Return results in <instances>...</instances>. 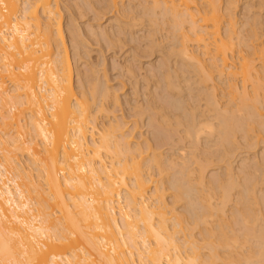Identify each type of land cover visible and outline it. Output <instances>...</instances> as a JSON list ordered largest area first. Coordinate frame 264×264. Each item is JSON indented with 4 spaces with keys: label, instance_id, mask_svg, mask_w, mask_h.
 I'll return each mask as SVG.
<instances>
[{
    "label": "bare ground",
    "instance_id": "6f19581e",
    "mask_svg": "<svg viewBox=\"0 0 264 264\" xmlns=\"http://www.w3.org/2000/svg\"><path fill=\"white\" fill-rule=\"evenodd\" d=\"M32 1L33 4L30 0H0V108L4 109L9 105L7 111L4 109L6 114H0V264H214L216 260L215 263L222 261V264H264V207L257 200L258 196L255 199L256 192L253 194L257 180L254 183L245 182V185L239 182L240 190L235 194L236 199L233 197L236 214L233 211L231 218L226 222V219H221V209L222 205L230 200L228 198L233 191L231 189L239 187L235 185L236 179L234 181L231 175V180L225 181L216 176L217 180H207L209 186L207 189L203 186L205 189L202 187L201 190L197 186L203 182L201 167L205 166L201 164L200 168H196L199 169V175L193 176V171L188 169L191 166L187 164L188 168L184 169L185 163L181 162L184 167L180 166V171H177L180 173L179 177L171 186L169 184L173 199L171 203L183 201L188 210L175 213L173 207H168L169 204L163 201L164 190L161 191L159 186L153 184L152 178L143 173L142 168L149 165L157 167L156 170L159 169L165 174L167 170L165 167H162L164 170L161 168L160 156L152 151L153 155L144 158L143 152H138L139 143L137 142L138 147L136 144L132 145L129 135L124 132V124L118 120L97 128L95 113H100L105 105L98 102L96 109L91 108L98 98L95 92L97 90L94 91L92 87L91 93L87 92L90 99L86 92L81 91L80 97L76 95L72 86V66L62 41L60 24L54 22L57 19H54L56 12L52 0ZM148 1L150 7H144V15L137 13V16H126L122 2L108 0L115 10L120 4L117 13L129 18L127 22L132 27L138 22L136 20H142L143 17L146 18L147 28L155 26L157 17H168L172 30L168 35L171 34L174 47L170 46L172 52L169 51L171 54L175 52V58L177 57L170 58L173 62L177 60L185 63L184 65L196 67L199 81L202 82L198 81L199 84L210 88L205 90L210 91L208 94L203 92L204 88L201 90L205 93L204 96L207 94V105L204 103L206 106L208 103L218 105V100L215 101L217 87L214 81L226 83L228 93L240 101L245 117L239 118L234 124L227 116L229 110L224 111L219 105V108L214 106L217 110L213 115H217L216 119H219V138L223 140L227 138L222 137L223 135H232L240 123L246 126V133L255 123L264 126V112L255 107L254 97L252 95L253 99L250 100L248 92V88L252 87L256 95H264V42H257L260 35L257 30L264 28V12H261L264 2L250 4L249 0ZM239 1L246 5V14L242 11L240 15H245L242 17L244 21L241 26L236 27L240 37L234 29L237 20L233 12ZM253 8L255 10H252ZM42 18L46 21H42ZM119 27L124 29V25ZM242 27L244 29L240 30ZM150 31L155 32V28ZM236 44L240 47L236 48ZM184 65L182 64V67ZM127 70L131 71V67ZM168 73L169 71L166 74L169 75ZM184 75H177L181 77L180 82ZM6 80L14 84V89L11 88L13 91L20 90L22 93L16 92L17 94L13 95L12 90L7 91V87H3ZM184 81L182 85L185 84ZM239 82L242 90L238 87ZM167 84V87L176 85L168 80ZM187 87L185 85V88ZM198 94L199 92L197 96ZM106 95L102 93L101 97ZM208 97L212 98L213 103H210ZM173 103L172 107L178 111L185 106L181 105L182 100L180 102L176 98ZM17 106L21 107L18 108L21 112H28L27 122L35 131L37 142L34 138L30 139L31 137H28V141L22 139L20 131L25 125L20 122L19 110L15 113ZM195 106L191 107V112H198ZM157 108L162 110V107ZM203 109L202 112L207 115L212 110ZM189 114L192 116L191 124L186 122L188 128L185 126V136L189 137L193 144H197L202 131L212 132L216 123L213 125L210 122L213 120L210 116L211 120L207 116L210 121L204 118V121H201L202 117L197 121L199 114L197 117L195 113ZM201 114L200 116L203 115ZM164 115L160 114L161 120L168 118V115ZM180 120L183 119L177 121ZM165 123L168 125L170 120ZM215 142L217 143V138ZM230 142L228 143L231 144ZM223 143L224 141L222 145ZM206 148L208 149V146ZM224 149L231 150L227 147ZM19 153H26L27 158L32 159L30 164L36 166L37 175L31 173L29 166H26V169L22 167L23 160L17 158ZM222 153L219 156H223ZM186 162L189 163V160ZM164 165L166 164L163 163ZM261 165L262 163L259 167ZM168 168H172V165ZM160 172L158 174L162 176ZM227 172L223 175H227ZM161 179L160 177L158 182L163 180ZM151 183L154 185L153 190H150ZM215 193L219 196L218 200L221 197V205L211 202L210 198L215 197ZM255 205L258 207L254 208ZM117 214L123 226L119 224ZM170 220L172 222H169ZM210 223L211 227H208ZM186 224L191 228L203 229L198 231L207 240L208 245L202 244L209 248L205 247V255L200 253L204 246L195 242L192 234H189L188 238H182V241L179 240L181 237L176 236L181 230H191ZM235 225L239 233L236 232ZM218 247L222 248L221 252L224 250L222 254L220 249L217 250Z\"/></svg>",
    "mask_w": 264,
    "mask_h": 264
},
{
    "label": "rangeland",
    "instance_id": "374dc122",
    "mask_svg": "<svg viewBox=\"0 0 264 264\" xmlns=\"http://www.w3.org/2000/svg\"><path fill=\"white\" fill-rule=\"evenodd\" d=\"M21 1H23V0H21ZM30 1H31V4H33L34 1H32V0H30ZM116 1H118V3L122 2L121 6L123 8H125L126 16H127V14H130L131 16H133V15L137 16L139 13L143 14L145 12V10H143L144 7H150V5L148 4V2H150V1H148V0H142V2H140V0H116ZM143 1H144V3H143ZM52 2L54 5V12H56V14H55L56 16L54 17V19L55 18L57 19V21H54L53 19H52V21H54L55 24H57V23L60 24L59 28L61 30V35H62V39H63L62 41L64 42V47L66 48V53H67V56L70 58V59L69 58L68 59L70 60L69 62H70V65L72 66V67L70 66L72 73H73L72 74V77H73L72 78V86L76 92V95L80 97L81 91L86 92V93L89 91V93H91L92 88H94V91L97 90L99 93L97 91H95L97 93V96H96V93H95V96L98 97L99 99L97 98L96 101L94 102V104H92V102L90 101L92 104L91 108L93 110L96 109V107L99 105L98 102L99 103L103 102V104L105 105V107L103 108V110L100 113H95L94 119L96 121L97 128L99 129L102 126L104 127L106 124L108 126L109 122H113L115 120H118V122H122L124 124V127H125L124 132L127 135H129L132 145L136 144L135 145L136 147H138V145H139L140 148L139 147L137 148L138 152L139 151L141 153L143 152L142 156H144V158L145 157L149 158L148 155H150V156L153 155L152 151L155 152V153L153 152L154 154L160 156L159 160H160V163H162L161 164L162 166L161 165L160 166H161V168L165 167L164 169L167 170V172L165 171V174L163 172L161 173L159 171V169L156 170L157 167L155 168L154 166L150 167L149 165L148 166L146 165L142 169H143V173L145 175H148V176H150V178H152V180L154 181L153 184L155 186H157V187L159 186L161 191L164 190L163 192H165V193H164L163 201L165 200L164 202L169 204L168 207H170V208L173 207L175 213H178V214L183 213V212L188 210V206L185 205L186 207H184L183 201H180V202L178 201L176 203L174 202L173 204L171 203L173 201L172 196L170 194L172 192V190L169 189L171 186V183H173V181H175L176 178L179 177L180 173L178 174L177 171L178 170L180 171V169H181L180 166H182V168L184 167L183 163H185L184 165L186 166L184 169L188 168L187 164H189L188 165L189 167L191 166L188 169L189 170L191 169L193 171V172L191 171L193 176L199 175V172H198L199 169H196V168H200L201 164H203L205 166V167H201V169L203 168V170L201 171V173H202L201 176L203 175L202 176L203 182L201 183V185L199 183L200 186L196 185L198 188H201V190H202L203 186L205 188L208 187L209 186V185L207 186V183H209L208 181H211V179H212V181H214V178H215V180H217L220 177V179H222V180L224 179L225 181H227V180L229 181V180H231L229 177L232 178V176H233L232 179L234 181L236 179V182H238V184H236V182H235V185L236 186L239 185V187L237 186V187L231 189V191L233 190L232 192H230V194H231L230 197H232V198H230V197L228 198L231 201L227 200L226 201L227 203H225V204L223 203L224 205H222L223 207L221 209L222 214L220 216H223L221 219H226V222H228L227 220H229L231 218V214L233 213V211L236 214V211H235V199H236V197L235 196H237V195H235V194H238L237 191L239 192V190H240V183L245 185L246 184L245 182H247V183L253 182L254 183L257 180L258 182L256 181L254 184L253 194H254V192H256L255 193L256 195L254 194L255 199L257 198V196H258V198L260 197L259 199L257 198V200L259 202H261V206L264 207V202H262V201H264V180H262V179H264V176L261 175V174H264V172H262L264 170H262V169H261L262 171L260 170V168H264V161H261V160H264V126H260V125L255 123V124H253V127L250 129V131L248 133H246V131H245L246 126L244 125V123H240L239 127H237L235 132L233 133L234 135L232 134L233 136L231 134H227V135L225 134L222 137H227L226 139L224 138L222 140L221 138H219L220 137V135L218 134L219 133L218 132L219 127H217V125H218L217 120H219V119L218 118L216 119V117H218L217 115H213L216 113V110H217L215 107L216 106L218 107V105H219L221 110L222 109L224 111L229 110L227 112V116L229 118H231L232 123H234V124H236L238 122L237 120L239 118L245 117V116H243L245 111L242 109V107L240 105V101L236 98H232V96L228 93L226 83L224 81L221 82L219 80L214 81L216 84V87H217L216 88L217 97H215L216 98L215 101L218 100L217 101L218 105L215 106V104L210 105L208 103L209 107L206 106L207 104L205 101H207V100H205V97L207 98L208 92L210 93V91H209L210 88L209 87L204 88V86H202L203 84L201 85L202 82L199 81L200 76L197 74L196 67L193 65L192 66L184 65L185 63H183L181 61L177 62V60L173 62V60H172L173 58H175L176 55H174L175 52L172 53L174 56L170 53V51H171L170 49H172L174 47H172V42H173L172 36H170L171 34L168 35V33L172 32L171 27H169V25L171 26V22L168 19V17H163V16H159V18L157 17L158 20H156L155 26L152 27V28H155V32H152V31H150V30H152V28L146 27L147 21L145 20L146 18H144V17L142 20H136L138 22H136L135 26H133V27L130 26V23L128 24L129 18L122 17L119 13H117V8L119 7L120 4H118V7H116V10H115V7L112 6L111 3L108 2V0H52ZM256 2L262 3L264 1H262V0L261 1L249 0L250 4H252V3L258 4ZM75 4H77V5H75ZM145 4H147V5L145 6ZM262 4H264V3H262ZM106 5H107V7H106ZM132 5H133V7H132ZM245 6H246L245 4L243 5L239 1V3H237V6L235 7V9L233 10L235 19L237 20L236 23L239 24V25L235 24L234 29H236V27L241 26V22L244 21L243 20L244 18H242V17H244L245 15L244 16L242 15L241 17H240V15L242 14L241 13L242 11H244L243 13L246 14V9H245L246 7ZM109 7L111 9H109ZM127 7H130V8H127ZM141 7H142V10H141ZM77 8H78V10H77ZM131 9H132V11H131ZM252 10H255V9L253 8ZM261 10H262L261 12H264V7H261ZM115 11H116V13H115ZM135 11H136V13H135ZM97 14H99V15H97ZM249 14H247V15L249 16ZM158 15H159V13H158ZM239 17L242 19L240 20ZM160 18H162V19L160 20ZM118 19H119V22H118ZM43 20H44V18H42V21ZM45 21L46 20H44V22ZM113 21H115V22H113ZM140 21H142V22H140ZM118 25L119 26L124 25L125 30L123 28H120ZM243 27L240 30L244 29ZM157 30H158V32H157ZM236 30L238 31V32L236 31V34L238 33V36H239L238 28ZM153 31H154V29H153ZM257 31L260 34L257 42H264V28L258 29ZM151 32L154 33L153 34L154 37L149 35V34H152ZM115 34L117 35L118 39L115 38L116 37ZM77 36H79L78 40H77ZM164 36H166L169 40L166 39V37H164ZM73 37H74V39H73ZM236 37H237V35H236ZM110 39L111 40L113 39V40L111 41ZM151 39H153V41ZM245 39H246V37H245ZM117 40H119V41H117ZM113 41H115L116 43ZM235 41H236V39H235ZM237 46L238 45L236 44V48H237ZM75 47H77V48H75ZM239 47H240V45L238 46V48ZM60 49L62 50L61 46H60ZM163 49L167 52H165ZM175 49H176V47H175ZM243 49H246V48H243ZM167 53L170 55H166ZM170 57L171 58L173 57V58L171 59ZM166 58H168V59H166ZM164 60L165 61L167 60L166 61L167 63H165ZM168 63H169V65H168ZM177 64H179V65H177ZM182 64L184 65L183 67H182ZM129 65L131 67V71L127 70V69H130V67L128 68ZM174 66H175V68H174ZM185 66H187V68ZM169 68H171V69H169ZM177 68H178V71H177ZM183 68H186V69H183ZM172 69H174L175 71L173 70V72H172ZM179 69H180V71H179ZM150 71H151V73H150ZM168 71H169V73H168L169 75L166 74ZM170 71H171V73H170ZM179 72H181V73H179ZM189 72H191L192 74ZM184 73H185V75H184ZM182 74L184 75L183 78L185 79V81H184V79L183 80L181 79V82H182L181 83L180 82L181 77L179 78V76H181ZM177 75H179V76H177ZM155 76H157V78H155ZM167 78H170V80ZM163 79H165V81H163ZM167 80L170 83L172 82V84H173V82H174V84L176 83V85L173 87L170 86L172 89L170 87H167V85H168ZM183 81L185 82L184 85H182ZM189 81H191V82H189ZM198 81L201 83L199 84ZM165 84H166V86H164ZM237 84H238L239 89H241V83L239 82ZM100 85H101V87H100ZM162 85L165 88H163ZM179 85H180V87H179ZM185 85H186V87L187 86L188 87L185 88ZM4 86H6L8 89L5 88ZM182 86H184V87H182ZM248 86H250V84H248ZM3 87L7 91H9V90L14 89V84L12 85V83H10L9 81L6 80V83L3 85ZM199 87H201V89H199ZM87 88H88V90H87ZM188 88H190V90H188ZM191 88H192V90H191ZM202 88H204L203 92H206L205 90L209 89L208 92H206L207 93L206 96H204L205 93H203L201 91ZM249 90L251 91L252 87L248 88V92L250 93V96H251L250 100H252L254 97L253 100H255V105H256L255 107L260 112H264V106H262V105H264V95H262V94H260L262 96L256 95L253 92V90L251 92ZM94 91H93V93H94ZM106 91H107V93H106ZM16 92L20 93L21 91L20 90L19 91H15V90L13 91L12 90L11 94H13V95L17 94ZM198 92L201 96L199 94L197 96ZM89 93H87L86 96L90 99V96H88ZM102 93H103V95L107 94L106 97H104V96L101 97ZM201 93H203V94H201ZM252 95H253V97H252ZM177 96H179V98ZM101 98H103L102 101H101ZM175 98L179 99L180 102L182 100L181 105L186 106V107L181 106L182 107L180 109L181 111L180 110L178 111L175 109V107H172L174 105L173 102H174ZM208 98H210V97H208ZM183 100L186 102H184ZM209 100H211L210 103H213L212 98H210ZM184 103H186V104H184ZM195 105L199 106L200 109L198 107H196ZM200 105L202 107H200ZM212 105H213V107L215 106L214 107L215 109L212 107ZM8 106L9 105H7V107H5V108L3 107V108L6 109V111H7L9 109ZM194 106L198 110V112H195L196 110L193 112L190 111L191 107L194 108ZM157 107L161 108L162 110L158 109ZM203 107H204V109L210 108V110L213 108L215 111L212 113V111H213V109H212L211 113H208V115H207L206 113L202 112ZM18 108L21 109V107L17 106V108H15V110L17 109V111L14 110L15 113H18V110H19ZM183 108H186V109H183ZM4 109L0 108V110H2V111H0V114L3 112L4 113L6 112ZM164 109H166L167 111L165 110L163 112ZM239 109H241V111ZM158 110H159V112H158ZM14 111H12V113H14ZM168 111H170V113ZM182 111H184V112H182ZM200 111L203 115L201 113H199ZM19 112H20V114L18 113V116H19V119L21 120L20 122H21V124L25 125V126L23 125L24 126L23 129L20 131V134L23 135L22 139L25 141H28L27 140V139H29L28 137H31L30 139L34 138V140L35 139L37 140V138H35V136H34L35 131L32 129V127H29L31 125H28L29 122H27V117L29 116V114L27 115L28 112L22 111L23 114L20 110H19ZM162 112L164 114L165 113L166 114L164 115ZM174 112H175V114H174ZM185 112L186 113L188 112V115H186ZM189 113H191V114L195 113L196 117L198 116V114H199V116L201 114L202 116L197 117V121H199L201 117H202L201 121H204V119L207 120L208 118L210 119V117H211V119H213L215 122L211 119H210L211 121L209 119H208V121L213 123V125L216 123V126H214V130H212V132L206 133L207 130L202 131L203 134H200L201 139L198 140L199 141L198 142L199 144L197 143L198 145L193 144L192 143L193 141H190L188 139L189 137L185 136L184 130H186L188 128V125L191 124L190 120H191L192 116H190ZM160 114L164 115V116L168 115L167 116L168 118L165 117L167 119L161 120ZM177 114L179 115L180 118L178 117ZM25 115H27V116H25ZM21 116L23 118L24 117L25 118L23 119ZM169 116H171V118ZM172 116H174V117H172ZM207 116H208V118H207ZM176 119L178 121H179V119H183V120H180V122H178ZM169 120H170V123H168ZM161 121H162V123H161ZM1 122H2V120L0 118V124H1ZM25 122H27L28 128L26 127ZM165 122H167L168 125ZM186 122L188 123V125ZM180 125H182L184 127H182ZM185 126H187L186 129H185ZM13 131H15V129H13ZM23 131H25V133ZM214 131H217V132H214ZM210 133H212V134L214 133L213 135L215 137L212 136V134H210ZM15 134L13 133V135H15ZM209 135H210V137H209ZM231 137H232V140H230ZM206 138L207 139L209 138V139L206 140ZM216 138H217V143H219L220 146L215 142ZM220 139L222 141H224L223 145H222V141ZM211 140L213 143H211ZM230 141H232V142H230ZM228 142H230L231 144H229ZM204 143H205V145H204ZM205 146L206 147L208 146V149L210 151ZM210 146H211V148H210ZM40 147H42V145ZM220 147H223V149H224V147L225 148L227 147L228 150L229 149H231V150L227 151L226 149H224V151H222L223 149ZM218 149H219V151H218ZM220 149H222L221 151L223 153L220 151ZM224 152L227 153L228 155L225 154ZM157 153H159V154H157ZM221 153H222V155L224 154L223 155L224 157L221 155H220L221 157L219 156V154H221ZM178 156L179 157L181 156V157L179 158ZM27 157H28V155L26 156V153L23 155H21L19 153L17 158L20 161L23 160L22 161V163H23L22 167L24 166L23 168L26 169V166L27 167L29 166L31 173L35 176V174L37 173L36 166L30 164V163H32V161H31L32 159H30V157L29 158H27ZM186 157H188V158H186ZM204 158H206V160ZM194 159L199 161V162L196 163V161ZM207 159H209V160H207ZM186 160L187 161L189 160V163H187ZM190 160H191V162H190ZM168 161H169V163H168ZM181 162H183V163H181ZM163 163L166 165L163 166ZM253 163L255 164V166H252ZM261 163H262V165H261V167H259ZM171 165H172V168H168V167H171ZM225 168L228 169L227 170L228 172L225 170ZM193 169L195 171L197 170V172H195ZM35 170H36V172H35ZM157 171H159L162 174V176H160V174H158L159 172H157ZM225 171L227 172V175H223L226 173ZM171 172H172V174H171ZM168 173H170V174H168ZM229 173H230V175H229ZM255 173H256V175H255ZM259 173H260V175H259ZM216 176L217 177L219 176V177L216 178ZM160 177L163 179V180L161 179L162 181L159 180L160 182H162L161 183L162 187H160V182H158V179ZM226 177H228L229 179ZM165 178L166 179L168 178V180H166ZM258 179H260V181ZM17 180L19 181V179H17ZM205 182H206V184H205ZM155 183H157V184H155ZM153 184L152 183L150 184L151 185L150 190H153L152 189L154 187ZM169 184H170V186H169ZM11 186H13V185L11 184ZM218 193H219V191H218ZM253 194H252V196H253ZM215 195H216L215 197L211 196L213 198H210V200L213 204H218L222 200L221 197L218 200L219 196H221V195H220V193L218 194L219 196L217 195V193H215ZM233 197H235V199H233ZM191 201L194 202V204H197L195 200L191 199ZM257 207H258L257 205L254 206V208H257ZM118 216L119 215L117 214V217ZM119 218L120 217H118V219ZM223 221L225 222V220H223ZM169 222H172V221L170 220ZM211 223L208 225V227L211 225ZM119 224L121 226H123V223L120 219H119ZM187 226H188L187 228H190L191 230H185L184 229L183 232L181 230L178 232V235L176 234V236L181 237L179 240L182 241V238L189 236V234H192L191 235L192 239H194L195 242H197L200 245H202L203 243H206V245H208L207 240L203 238L205 236H202V234L199 233V231H201L203 229H200V227H197V228L192 227L191 228V226H189V225H187ZM234 228L236 229V232L239 233L237 225H235ZM202 246H204V245H202ZM202 246H200V247H202ZM205 247L206 246H204V248L202 247L201 250H200V248H198L200 250L201 254H202V252L204 255H205V253H207L206 248L208 246L206 248ZM207 249H209V248H207ZM218 249H220L219 251L221 252L222 248L218 247L217 250ZM208 251H210V250H208ZM222 252H224V250ZM222 252H221V254H222ZM215 262H214V264H219L220 262H221L220 264H222V261H219L218 263H215Z\"/></svg>",
    "mask_w": 264,
    "mask_h": 264
}]
</instances>
